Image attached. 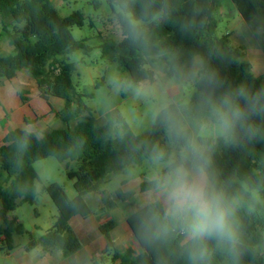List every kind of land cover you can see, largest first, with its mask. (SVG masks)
I'll list each match as a JSON object with an SVG mask.
<instances>
[{
	"label": "clouds",
	"instance_id": "9594fccd",
	"mask_svg": "<svg viewBox=\"0 0 264 264\" xmlns=\"http://www.w3.org/2000/svg\"><path fill=\"white\" fill-rule=\"evenodd\" d=\"M182 7L181 0H111L134 59L109 72L97 105L106 138L124 150L101 190L133 201L125 242L141 264H242L255 254L243 217L264 206V187L251 175L225 176L217 157L264 145V83L228 82L217 65L240 57L219 46L185 54L164 44L158 30ZM180 34L187 35L183 26ZM236 34L253 51L264 48V18L242 15ZM121 95L143 105L134 130L113 103ZM38 135L23 129L19 147Z\"/></svg>",
	"mask_w": 264,
	"mask_h": 264
},
{
	"label": "trees",
	"instance_id": "16d2710c",
	"mask_svg": "<svg viewBox=\"0 0 264 264\" xmlns=\"http://www.w3.org/2000/svg\"><path fill=\"white\" fill-rule=\"evenodd\" d=\"M218 0H181L183 7L174 16V21L158 30V38L187 54L190 51H204L212 46L237 54L239 64L217 66L225 79L236 84L240 81L258 86L263 83L252 72L250 63L243 61V47L233 46L230 35L219 37L214 18ZM240 16L250 15L264 18V0H231ZM111 3V0H110ZM96 8L100 2L95 1ZM85 16L81 11L62 17L52 0H0V28L6 34L13 53L0 54V82L12 81L23 70L29 72L36 82L39 98L44 101L50 113L61 122V127L51 129L42 137L27 141L26 147H19L21 132L25 127L11 129L4 136L0 146V236L8 251L16 249L15 237L25 233L24 226L10 218V213L18 207V201L33 204L37 196L38 175L33 165L53 157L60 163L77 162L79 170L68 171V178L74 180L76 191L70 209L68 198L57 183L46 188L51 198H62L66 208L59 206V215L52 229L38 241H31L26 251L41 249L44 253L61 252L69 258L83 248V243L74 231L71 222L75 215L89 218L92 210L86 197L98 192L100 185L115 174L119 158L124 154L122 146L106 138L107 121L100 124L93 110L85 105V95L78 91L73 82L76 65L68 59L79 50H88L83 41H77L73 27H83ZM183 26L187 35L180 34ZM125 40L105 42L101 46L103 56L120 68L128 69L134 57L124 46ZM1 49V47H0ZM264 51V48H261ZM97 84V88L103 85ZM51 99L65 102L58 111ZM21 101L26 99L21 96ZM29 124V122H26ZM217 163L225 176L233 173L241 178L253 176L264 187V145H257L246 151L224 150L217 157ZM264 196V191L261 193ZM100 212L114 210L118 203L133 201L130 197L119 198L102 192ZM245 231L251 244L255 246L253 255H246L242 264H264L262 245L264 243V206L257 212L244 216ZM117 221L110 219L99 226V232L107 240V246L95 255L90 264H141L138 253L131 248L121 251L112 238Z\"/></svg>",
	"mask_w": 264,
	"mask_h": 264
},
{
	"label": "rangeland",
	"instance_id": "374dc122",
	"mask_svg": "<svg viewBox=\"0 0 264 264\" xmlns=\"http://www.w3.org/2000/svg\"><path fill=\"white\" fill-rule=\"evenodd\" d=\"M62 17H68L71 14L81 11L85 16L84 26L73 27L72 34L77 41H83L89 47L88 50H79L69 55L68 59L76 65V73L73 76V82L79 92L85 95H93V98H85V105L93 110L94 116L100 124L106 122L99 112L97 105L100 103L106 78L109 72L117 63L109 62L102 54L101 46L110 40L120 42L124 39L118 30L115 19L110 15V0H52ZM95 1L100 2L96 8ZM214 18L217 25V35L219 37L230 35L231 42L235 47H243L247 52L243 61L250 63L254 52L259 53L264 61V51L253 49L241 42L236 34L237 26L242 22V17L238 13L231 0H218ZM0 54L8 55L13 53V47L9 44L6 34L0 28ZM255 59V58H254ZM257 64V63H256ZM255 69L259 72L261 67L256 65ZM261 73L263 70L260 71ZM264 83V74L261 77ZM103 81V85L97 88V84ZM21 96L26 99L21 101ZM113 103L125 113V118L132 126L136 127V115L142 113L143 105L135 101L130 96L121 95ZM51 104L57 109H62L64 101L51 99ZM62 107V108H61ZM26 122H29L27 124ZM18 127H25L38 130V137L51 129L61 127L59 119L50 113L48 105L39 98L37 85L28 71L23 70L18 77L12 81L2 79L0 82V146L4 135L8 130ZM145 135H149L145 133ZM38 180L36 181L37 196L33 204L18 201V207L10 213V218L24 226L25 233L15 237L16 249L8 251L5 247L3 237L0 236V264H88V259L82 256L86 252L85 245L89 243V237L86 231H91L92 239L98 231L97 224L105 223L110 219L118 222V228L114 230V241L121 251L132 247L125 242L126 232H122L126 225L123 221L125 216L131 211L129 202L118 203L114 210L100 212L102 206V187L99 191L86 197L93 216L83 219L77 214L72 220V227L80 239H83L84 248L77 254L65 258L61 252L54 251L44 253L40 249L26 251V246L31 241H38L42 235L55 225L59 206L66 208V201L62 198H51L46 188L54 183L61 186L68 198L76 196L74 189V180L68 178V171H78L77 162L60 163L57 159L50 157L36 162L33 165ZM1 207V202H0ZM117 237V233L120 232ZM90 234V233H89ZM99 236L100 233H99ZM264 255V243L262 245ZM101 248L96 253L101 252ZM97 255V254H96Z\"/></svg>",
	"mask_w": 264,
	"mask_h": 264
},
{
	"label": "crops",
	"instance_id": "0c3cea01",
	"mask_svg": "<svg viewBox=\"0 0 264 264\" xmlns=\"http://www.w3.org/2000/svg\"><path fill=\"white\" fill-rule=\"evenodd\" d=\"M246 54H247V52L245 51V56H246ZM254 58H255V59H254ZM256 63H257V64H256ZM250 65H251V67H252V72L254 73V75H255L256 77L261 78V77L263 76V74H264V61H263V59H262V56H261L259 53L254 52L253 56H251ZM256 65H259V67H261V70H263L262 73L260 72L261 70H259V72H258V71L255 69ZM64 106H65V102H64ZM64 106H62V107L64 108ZM62 107H61V108H62ZM55 108H56V107H55ZM63 108H62V109H63ZM56 109H57V108H56ZM62 109H57V110L60 111V110H62ZM8 131H10V130H8ZM8 131H7V133H8ZM7 133H6V134H7ZM6 134H5V135H6ZM5 135H4V136H5ZM3 138H4V137H3ZM87 204H88V203H87ZM88 206H89V204H88ZM89 207H90V206H89ZM129 212H130V211H129ZM93 215H94V214H92L91 216H93ZM126 216H127V215H126ZM126 216H125V218L123 219L125 225H126ZM83 219H85V218H83ZM86 219H88V218H86ZM101 224H103V223H98V224H97V229H98V231H97V233H96V235H95V239H94V240L92 239L91 231H90V230H89V231H86V235H87V237H89V243L85 245L86 252H85V253L83 254V256H82V261H84L83 259L86 258V259L89 260V263H88V264H90L91 259H92L96 254H98V253H96V252H97V250H98L99 248H101V249L103 250V249H105V247L107 246V240H106V238H105L103 235H101V233L99 232V226H100ZM117 224H118V222H117ZM71 225H72V223H71ZM117 228H118V225H117V227H116L114 230H116ZM114 230H113V232H112V238H113V236H114ZM121 231L127 233V226H126V228H124V229L121 230ZM121 231L117 233V237L120 236ZM89 233H90V234H89ZM99 233H100L101 236H99ZM113 240H114V238H113ZM81 241L84 242L83 239H81ZM83 248H84V245H83ZM83 248H82V249H83ZM128 248L134 249V250L138 253V250L135 249L134 247H133V248H132V247H128ZM128 248H127V249H128ZM39 249H40V248H39ZM102 250H101V251H102ZM39 251H42V250L40 249ZM79 252H80V251H79Z\"/></svg>",
	"mask_w": 264,
	"mask_h": 264
}]
</instances>
